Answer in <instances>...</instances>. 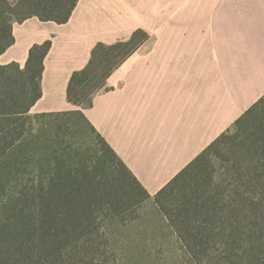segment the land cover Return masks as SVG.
<instances>
[{"label":"trees","instance_id":"1","mask_svg":"<svg viewBox=\"0 0 264 264\" xmlns=\"http://www.w3.org/2000/svg\"><path fill=\"white\" fill-rule=\"evenodd\" d=\"M79 0H0V54L15 42L13 24L37 16L67 22ZM148 38L142 29L127 40L98 43L85 67L69 80L67 97L79 108L32 113L51 40L34 44L24 66L0 64V264H108L115 250L109 227L125 222L151 194L84 109L108 89L107 80ZM40 116L57 117L35 128ZM83 117L100 139L90 151L63 136ZM63 118V119H62ZM62 120V121H59ZM234 126V129H231ZM155 195L188 264H264V208L248 226L225 211L237 176L238 154L264 172V96ZM216 158L223 170L216 178Z\"/></svg>","mask_w":264,"mask_h":264},{"label":"crops","instance_id":"2","mask_svg":"<svg viewBox=\"0 0 264 264\" xmlns=\"http://www.w3.org/2000/svg\"><path fill=\"white\" fill-rule=\"evenodd\" d=\"M138 29L147 40L84 112L155 195L264 96V0H79L65 23L15 22L0 64L24 66L34 44L51 40L31 112L74 110L72 73L96 44Z\"/></svg>","mask_w":264,"mask_h":264},{"label":"rangeland","instance_id":"3","mask_svg":"<svg viewBox=\"0 0 264 264\" xmlns=\"http://www.w3.org/2000/svg\"><path fill=\"white\" fill-rule=\"evenodd\" d=\"M55 119L57 117L40 116L34 127L46 128V123L54 124ZM75 125L73 130L76 136L74 134L63 136L67 141L73 146H82L84 151L100 147L97 133L83 117L77 116ZM231 129H234V126ZM213 161L217 169L216 178L220 179L223 170L216 158ZM108 229L110 243L115 250L108 264H188L180 243L169 228L154 195L143 198L133 206L125 222L113 223Z\"/></svg>","mask_w":264,"mask_h":264},{"label":"snow or ice","instance_id":"4","mask_svg":"<svg viewBox=\"0 0 264 264\" xmlns=\"http://www.w3.org/2000/svg\"><path fill=\"white\" fill-rule=\"evenodd\" d=\"M257 161L250 155L238 154L233 160L237 176L228 192L225 211L238 213V223L242 228L248 226V215L254 207L264 208V172L256 174ZM264 219V212L261 213Z\"/></svg>","mask_w":264,"mask_h":264}]
</instances>
